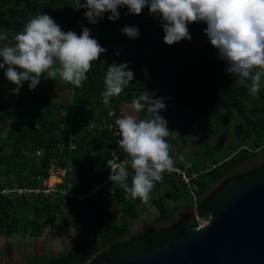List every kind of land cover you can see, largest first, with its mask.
<instances>
[{
    "label": "trees",
    "instance_id": "trees-1",
    "mask_svg": "<svg viewBox=\"0 0 264 264\" xmlns=\"http://www.w3.org/2000/svg\"><path fill=\"white\" fill-rule=\"evenodd\" d=\"M84 2L0 0V34H7L8 41H13L25 22L40 12L53 17L64 31L72 30L79 35L82 26L89 28L91 36L106 49L99 60L93 62L83 86L73 87L72 99L68 102L56 101L51 92L39 85L31 89L28 96L24 93L28 88H20L13 97L0 89V238L14 235L40 238L48 226L73 229L90 237L66 252L38 260L32 258L27 264H87L102 252L116 260L147 255L160 246L175 244L185 236L188 227H198L197 219L207 221L210 214L234 194L264 177V114L256 113L264 110V78L259 91L262 99L252 95L237 77L230 78L234 74L225 71L227 64L211 46L203 22L188 25L190 41L184 39L167 45L163 42L159 17L150 15L147 6L139 15L128 13L126 7H118L119 19L109 21L110 13L106 12L103 19L91 24L84 16L86 9L79 7V3ZM124 26H136L138 38L123 35ZM200 39L204 44L202 54ZM195 40L198 42L194 49L178 66ZM6 41H0V45H5ZM197 61L198 82L214 84L212 88L194 84ZM122 62L128 63L134 79L105 106L101 93L107 68L112 63ZM141 91H154L155 97L163 98L171 157L173 150L183 153L176 135L200 133L215 106L236 112L239 116L236 137L241 142L251 140L250 148L241 149L224 162L213 159L206 167L198 168L192 163L189 173L198 174L192 180L196 188L189 189L180 176L164 172L162 180L155 183L148 204L138 198H126L120 184L109 179L113 164L111 151L119 162L128 161L118 144L120 135L115 134L118 129L115 120L122 115L124 107L132 106L131 101ZM253 102L257 108H251ZM138 113V118L149 116L146 109ZM110 125L114 129L107 127ZM258 151L263 156L259 164L228 178L235 172H230L235 165L252 163ZM52 167L66 173L54 192L45 194L43 182L49 179ZM127 168L130 184L132 169ZM225 180L219 190L212 192ZM68 185L74 193L86 198L79 201L66 196L63 192L68 191ZM6 190L10 193H3ZM166 201L174 202V207L169 209ZM178 203L193 206L194 215L190 220L141 234L132 232V222L151 208L157 212L154 224L166 225ZM112 205L120 214L119 223L113 221Z\"/></svg>",
    "mask_w": 264,
    "mask_h": 264
},
{
    "label": "clouds",
    "instance_id": "clouds-1",
    "mask_svg": "<svg viewBox=\"0 0 264 264\" xmlns=\"http://www.w3.org/2000/svg\"><path fill=\"white\" fill-rule=\"evenodd\" d=\"M147 6L149 14L159 17L167 45L181 40H191L188 25L206 24L204 33L217 50L218 58L225 61V71L234 74L252 95H258L264 78V0H85L79 3L86 9L84 16L91 24L103 19H119L118 7L139 15ZM121 33L130 39L138 38L136 26H124ZM8 40L0 34V41ZM106 49L91 36L90 29L82 26L79 35L64 31L53 17L38 13L30 17L14 42L0 47V69L12 84L13 94H18L22 83L28 81L35 89L42 74L46 78L57 76L74 87H82L94 61ZM119 55V51L116 52ZM5 66H7L5 68ZM134 79L127 62L112 63L107 68L104 90L101 93L105 106L111 97L118 96ZM163 98L155 93L141 91L131 101L135 112L147 110L148 118L121 115L115 120L120 139L118 144L126 153L132 169L129 184L128 168L124 165L110 168L109 179L124 189L126 198L140 199L148 204L150 193L163 174L174 166L167 140L170 130L166 119L159 114L166 108ZM109 163H112L111 161Z\"/></svg>",
    "mask_w": 264,
    "mask_h": 264
},
{
    "label": "rangeland",
    "instance_id": "rangeland-1",
    "mask_svg": "<svg viewBox=\"0 0 264 264\" xmlns=\"http://www.w3.org/2000/svg\"><path fill=\"white\" fill-rule=\"evenodd\" d=\"M12 42H14V40H7L4 44ZM6 67L7 66H5V68ZM4 70L5 69H0V89L6 91V94L13 97L16 94H13L11 90L14 89L16 85L6 79ZM28 83V81H25L20 87L22 89L28 88L27 92H24L27 96L31 92ZM52 84L54 85L53 91ZM38 85L40 88L45 87L46 90L52 92L53 98L58 102H68L72 99V94L69 90H72L74 86L64 82L58 76L52 79L46 78V74H42ZM60 86H69L70 88H68L67 92H63ZM127 114L139 116V113L135 112L132 106L124 107L122 115ZM159 114L166 118L164 110L159 111ZM207 118L208 124H202L203 127L200 128V133H190L187 136H182L179 133L176 135L181 141V147H183V153H180V155L189 163H193L198 168L206 167L213 159L219 163L224 162L230 160L241 149L250 148L251 140L241 142L236 137L235 125L239 122V116L235 111L215 106L214 112H209ZM170 153L172 154L171 150ZM253 158L254 161L252 163L246 161L245 163L235 165L230 171L235 172L229 177L240 174L247 168L253 167V164L257 165L263 160L261 154H255ZM61 182V177H51L48 179V185L51 187ZM166 205L169 209H172L175 203L166 201ZM114 208H116V206L112 205L111 209L114 212L113 221L119 223L120 214H117V210ZM192 210V205L185 207V205L178 203V208L173 212L169 222L166 225H156L154 224V219L157 216V212L155 208H151L143 213L137 220L132 222V232L134 234H141L153 229L166 228L179 221L190 218ZM89 239L90 237L86 233L79 234L73 229L59 230L50 226L44 230L40 238H29L19 235H14L11 238L3 237L0 238V262L1 264H27L32 258L38 260L45 256L66 252L68 249L74 248Z\"/></svg>",
    "mask_w": 264,
    "mask_h": 264
},
{
    "label": "water",
    "instance_id": "water-1",
    "mask_svg": "<svg viewBox=\"0 0 264 264\" xmlns=\"http://www.w3.org/2000/svg\"><path fill=\"white\" fill-rule=\"evenodd\" d=\"M197 42L198 40L194 41L178 66L187 59ZM203 48L202 41L201 54ZM198 66L199 61L196 62L194 84L201 88L215 86L198 82ZM174 72L175 70L172 74ZM233 77L235 75L230 78ZM162 87L164 85L156 90ZM258 96L262 99L260 92ZM259 112L264 113V110ZM227 180L212 192L219 190ZM193 215L192 211L190 218L177 223L182 224ZM87 264H264V177L234 194L223 206L212 212L199 228L188 227L185 236L173 245L160 246L147 255L121 260L102 252Z\"/></svg>",
    "mask_w": 264,
    "mask_h": 264
},
{
    "label": "built area",
    "instance_id": "built-area-1",
    "mask_svg": "<svg viewBox=\"0 0 264 264\" xmlns=\"http://www.w3.org/2000/svg\"><path fill=\"white\" fill-rule=\"evenodd\" d=\"M113 115H114V113L111 112L110 116H113ZM107 127L109 129H111V130L114 129L113 125H110V126H107ZM115 134L119 135L118 129H116ZM37 154L41 155V152H38ZM114 154H115L114 151H111V156L113 157V164H112V166L110 168L117 167L118 165H124V166L130 167V164L126 163L127 161L119 162L117 156H115ZM172 158L174 160V166H173V168L171 170L166 171V172L168 174H176V175L180 176L181 181L184 184H186L189 189L192 188V186H194L192 184V180L194 178H196L198 176V174L195 173V172L189 173V171H191V168H192L191 163H189L187 160H185L182 155L177 154L175 152V150H173ZM109 172H111L110 169H109ZM65 173H66L65 170H61L59 168L52 167L50 169V171H49V178H51V177H61V180H63V177L65 176ZM43 185L45 187L44 193L45 194H49V193L54 192L55 187H56L57 184H55L53 187H51V186L48 185V180H46V181L43 182ZM96 189H99V187H97ZM28 192H32V191H28ZM33 192L37 193L39 191L38 190H34ZM3 193H10V191L6 190V191H3ZM63 193L66 194V196H68L69 198H77L79 201H82V200H84L86 198L84 196H80V195L74 193L72 191V187L70 185H68V191L67 192H63ZM197 220H198V223H199L197 228H199L200 226H202L205 223V221H203V220H199V219H197Z\"/></svg>",
    "mask_w": 264,
    "mask_h": 264
},
{
    "label": "crops",
    "instance_id": "crops-1",
    "mask_svg": "<svg viewBox=\"0 0 264 264\" xmlns=\"http://www.w3.org/2000/svg\"><path fill=\"white\" fill-rule=\"evenodd\" d=\"M51 86H52V91H53V88H54L53 86H54V85L52 84ZM68 88H70V87H69V86H60V89H61L63 92H64V91L67 92V91H68ZM69 91H70V93L72 94V90H69ZM51 94H52V92H51ZM126 107H127V106H126ZM251 108H257V104H256V102H253V103L251 104ZM263 150H264V149H262V151H263ZM260 152H261V151H258V154H261ZM261 161H262V160H261ZM261 161H260V162H261ZM260 162H259V163H260ZM259 163H258V164H259ZM192 211H193V210H192Z\"/></svg>",
    "mask_w": 264,
    "mask_h": 264
},
{
    "label": "flooded vegetation",
    "instance_id": "flooded-vegetation-1",
    "mask_svg": "<svg viewBox=\"0 0 264 264\" xmlns=\"http://www.w3.org/2000/svg\"><path fill=\"white\" fill-rule=\"evenodd\" d=\"M259 111H261V110H259ZM259 111H256V113H261V114H264V113H262V112H259ZM263 111V110H262Z\"/></svg>",
    "mask_w": 264,
    "mask_h": 264
}]
</instances>
